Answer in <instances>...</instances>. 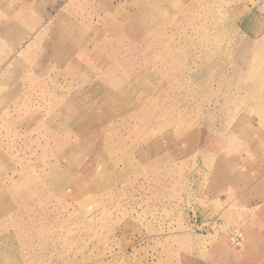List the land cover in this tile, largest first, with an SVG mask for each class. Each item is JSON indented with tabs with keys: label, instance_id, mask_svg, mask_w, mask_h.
<instances>
[{
	"label": "rangeland",
	"instance_id": "1",
	"mask_svg": "<svg viewBox=\"0 0 264 264\" xmlns=\"http://www.w3.org/2000/svg\"><path fill=\"white\" fill-rule=\"evenodd\" d=\"M0 31V264H264V0H0Z\"/></svg>",
	"mask_w": 264,
	"mask_h": 264
},
{
	"label": "built area",
	"instance_id": "2",
	"mask_svg": "<svg viewBox=\"0 0 264 264\" xmlns=\"http://www.w3.org/2000/svg\"><path fill=\"white\" fill-rule=\"evenodd\" d=\"M231 239H232L233 243L240 244V242L243 239V235H242L241 232L237 231V232H234V234H233Z\"/></svg>",
	"mask_w": 264,
	"mask_h": 264
},
{
	"label": "bare ground",
	"instance_id": "3",
	"mask_svg": "<svg viewBox=\"0 0 264 264\" xmlns=\"http://www.w3.org/2000/svg\"><path fill=\"white\" fill-rule=\"evenodd\" d=\"M26 6H27V5H26ZM26 6H25V7H26ZM24 9H25V8H24ZM9 10H10V9H9ZM25 11H26V9H25ZM4 12H5V11H4ZM20 13H21V12H20ZM22 14H23V13H22ZM3 16H4V15H3ZM25 17H26V16H25ZM20 19H21V17H20ZM30 19H31V18H30ZM27 20H28V19H27ZM103 20H104V19H103ZM25 21H26V20H25ZM33 22H34V21H33ZM2 24H3V23H2ZM33 28H34V27H33ZM33 28H32V29H33ZM30 30H31V29H30ZM37 30H38V29H37ZM35 32H36V31H35ZM0 33H1V31H0ZM25 39H26V38H25ZM2 41H3V40H2ZM4 43H5V42H4ZM4 43H3V44H4ZM0 45H1V44H0ZM4 46H5V45H4ZM6 46H7V45H6ZM9 47L11 48V46H9ZM27 47H28V46H27ZM29 48H30V46H29ZM5 49H6V48H5ZM28 50H29V49H28ZM28 50H27V52H28ZM11 52H12V51H11ZM15 52H16V51H15ZM7 53H8V52H7ZM7 53H6V54H7ZM10 54H11V53H10ZM10 54H9V55H10ZM15 57H16V56H15ZM4 58H5V56H4ZM4 58H3V59H4ZM13 59H14V58H13ZM1 60H2V59H1ZM4 60H5V59H4ZM4 60H3V61H4ZM11 63H12V62H11ZM12 65H13V64H12ZM17 78H18V77L13 78V80L15 79V81H16V83L14 82L15 85L18 83V81H20V80H18ZM9 82H10V81H9ZM21 84H22V83H21ZM16 86H17V85H16ZM16 86H15V87H16ZM17 87H18V86H17ZM17 87H16V88H17ZM5 88H6V87H5ZM19 88H20V87H19ZM1 89H2V88H1ZM12 89H13V88H12ZM15 90H16V89H15ZM7 91H8V90H7ZM9 91H10V90H9ZM10 94H11V92H10ZM16 101H17V100H16ZM9 110H10V109H9ZM13 121H14V120H13ZM43 151H44V150H43Z\"/></svg>",
	"mask_w": 264,
	"mask_h": 264
}]
</instances>
